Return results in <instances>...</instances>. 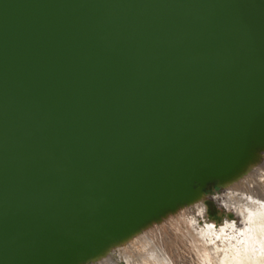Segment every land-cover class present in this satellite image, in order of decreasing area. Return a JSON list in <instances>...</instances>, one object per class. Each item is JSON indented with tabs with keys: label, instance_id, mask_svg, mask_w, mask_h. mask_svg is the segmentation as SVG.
<instances>
[{
	"label": "water",
	"instance_id": "water-1",
	"mask_svg": "<svg viewBox=\"0 0 264 264\" xmlns=\"http://www.w3.org/2000/svg\"><path fill=\"white\" fill-rule=\"evenodd\" d=\"M221 1L0 0V202L9 199L23 209L15 214L9 204L0 205V235L30 218L25 200L38 198L44 180L20 198L29 180L52 161L75 168L74 151L90 149L89 142H82L98 128L115 130L107 136L112 141L100 147L105 154L114 152L109 147L114 141L121 148L131 145L122 127L116 129L111 122L123 107L124 121L129 118L144 127L151 122L148 117H167L165 105L176 107L188 100L192 104L186 106L192 105L197 115L207 114L211 97L202 89L207 83L199 72L215 69L233 49L234 18L251 3L234 0L223 7L218 6ZM220 18L232 31L227 40L215 35L223 47L205 55L193 51L200 42L210 41ZM172 58L188 60L165 63ZM167 88L169 93L161 96L165 101H160ZM200 102L207 105L201 109ZM52 167L45 182L57 186L61 177ZM214 178L223 183L221 177ZM206 182L193 178L188 184L204 197L207 212L211 202L227 215L231 211L219 203L225 184H219L220 192L207 195ZM70 183L50 199L33 201L36 218ZM36 221L45 222L42 216ZM207 221L212 222L209 214Z\"/></svg>",
	"mask_w": 264,
	"mask_h": 264
},
{
	"label": "rangeland",
	"instance_id": "rangeland-1",
	"mask_svg": "<svg viewBox=\"0 0 264 264\" xmlns=\"http://www.w3.org/2000/svg\"><path fill=\"white\" fill-rule=\"evenodd\" d=\"M263 3L264 0H251L250 5L246 6V9L244 7L240 10L242 12H239L234 18L236 32L234 47L225 55L224 59H221L220 64L215 65L213 70L218 78L202 88L209 92L208 97H211V102L207 106V114L200 118L189 107L176 109L171 112L170 116L162 112L166 114L167 118H178L175 120L180 126L177 128L178 132L187 129L191 133L200 135L203 138L200 140L204 143L197 144L196 152L193 155L185 156L182 151L173 148L178 144L173 139L175 134L161 136L159 132L160 136L156 135L159 136L157 140L153 139L150 134L147 136L154 146L151 149L153 155L169 160L172 167L167 169L172 176L180 177L185 183H190L193 178L203 182L207 180L203 188L207 195H215L220 192L219 184H225L226 193L221 202L233 213L236 212L235 208L230 203L228 205L227 202L236 195L248 197L259 195L258 200L264 202ZM252 27L253 29H251ZM256 27L258 28L254 29ZM237 35H239L238 39ZM258 44L262 46L260 45V47ZM163 93H169V88L162 90L159 95V98L162 99L160 101H165L161 97ZM187 102L191 103V101ZM157 106L159 107V102ZM207 141L212 142L213 145L215 141V156L218 158H215L213 165L210 163L213 156L208 151ZM130 146L123 147L128 150ZM219 147L230 151L224 155L223 160ZM112 154L113 152L107 151L100 160L87 165L86 169L79 173L75 179L73 178L69 186L64 188V191L55 196L53 205H49L42 214H39L36 219L40 220L42 216L45 222H38L35 219L36 222L33 225L37 229L38 238L28 237V233L25 232L24 226L19 221L11 227H6L4 234L0 235V264H129L128 262L134 259L141 260L143 246L148 249L153 245L150 249L153 248L159 253L163 251L161 245H164V241H167L169 245L176 244L175 239L167 240L161 237L160 239L163 240L161 241L159 237L157 238L161 234L160 229L164 227L163 225L170 223L171 226L174 225L177 228L181 226L174 220L176 213L172 206L168 207L167 218L164 215H158L159 208L148 199L146 190L141 184L135 183L138 182V178L134 181L133 173L127 174L128 167L124 164L125 159L115 163ZM227 156L229 159H226ZM183 158H186L188 163L187 167L180 171L178 169L180 166L185 167L182 163ZM131 162L137 164L132 156L128 163ZM139 165L141 164L139 163L136 167L138 168ZM205 166L211 168L210 176L202 178L199 174H193L196 169L199 171ZM171 169L174 170L171 171ZM215 176L221 177L223 183L215 179ZM194 189H196L195 186ZM192 191L198 194V191ZM130 195L133 197L134 209H131ZM138 205L140 208L137 209ZM174 206L179 211L185 208L182 203ZM207 206V214H209V219L217 225H214L215 227L219 228L224 225L226 218L234 221L239 228L243 226L240 217L236 218L231 212H228L227 215L224 214L211 202H207ZM124 210H129V213L125 214ZM137 210L140 213L143 211V215H139ZM164 218L165 221H163ZM172 222L173 224H171ZM199 224L203 226L204 220H199ZM30 229L32 228L29 227ZM96 231L97 233H95ZM148 242L151 244L149 245ZM119 244L122 246H118ZM176 249L177 246H173V250ZM188 250L190 253L182 251L184 253L180 257L171 255L176 264H200L203 257L194 253L193 249L192 251ZM170 252L172 253V250ZM198 255L201 256V259ZM215 262V264H220L218 259Z\"/></svg>",
	"mask_w": 264,
	"mask_h": 264
},
{
	"label": "bare ground",
	"instance_id": "bare-ground-1",
	"mask_svg": "<svg viewBox=\"0 0 264 264\" xmlns=\"http://www.w3.org/2000/svg\"><path fill=\"white\" fill-rule=\"evenodd\" d=\"M235 1L239 2V0H235ZM235 1L234 0H222L221 5H218V6L227 7V6L232 5ZM259 6H260V4H259ZM259 9H262V8H259ZM222 21L223 20L221 18L216 21L215 25H216L217 29H215V32H214L212 38L210 39V41L209 42H207V41L200 42L193 51H195L199 54L202 53L201 55H205L210 51H215L216 47L220 48L224 44L222 39H224V40L229 39V37L232 33V31L230 30L231 27L228 26L229 28L227 30V27L226 28L223 27ZM256 21H257V18H256ZM254 24H255V26H257L256 23H254ZM249 25H250V23H249ZM259 25L260 24H258V26ZM209 27H210V25L208 26V28ZM250 27H251V25H250ZM260 27H261V25H260ZM257 28L258 27L254 28V29H257ZM251 29H253V27ZM258 31H257V33H258ZM245 33H247V32H245ZM255 33H256V31H255ZM262 33H264V32H262ZM216 34H221L220 36L222 39L221 38H215ZM217 37H219V36L217 35ZM261 37H262V34H261ZM255 38H256V36H255ZM262 38H264V36ZM260 40H261V38H260ZM245 45H246V43H245ZM259 49H261V48H259ZM255 50H257V49H255ZM262 50H263V48H262ZM248 55H251V54L248 53ZM187 60L188 59L177 60V58H172L168 61H165V63L168 64V63H172L174 61L185 63V62H187ZM191 62H193V61H191ZM248 63H249V61H248ZM262 67H264V66H262ZM225 69H226V67H225ZM255 70H257V69H255ZM214 73H215V71L212 68L203 67L202 71L199 72V75L202 76L203 79L206 80V83H212L213 81H215V79L218 78L215 76ZM188 101H190V100H188ZM186 103H187V105L192 104V103H188V102H186ZM186 103L184 105L183 104H177L176 107L175 106H169V105H165L164 107H166V109L169 108L168 109L169 111L167 112V114L170 116L172 114L171 112L176 111V109H181V108H183V106H184V108H186L187 107ZM200 103H201V106L204 104L207 105V102H200ZM190 107H191V111H194V108L192 107V105H190ZM201 109H203V106L201 107ZM123 110H125L124 107L119 112H116L114 114V117L111 119V122L116 129L122 127L121 134H123V137H127L126 139L128 142L131 143V146H130V149L127 150L126 148H123V150L121 151L122 148L119 146V143L117 141L116 142L114 141L113 144L109 145L110 149L114 151L112 155H113V158L115 159V163H117L118 160L120 161V160L125 159L124 164H126L128 167V169L126 170L127 174H130V172L133 173L134 181H136V179L138 178V182H135V183L141 184L143 189L146 190L148 199L152 202L153 205H156L159 208V210H157L158 211L157 214L158 215H164V217L167 218L166 215L169 212L168 207H169V205H171L172 208L174 209V212L176 213L175 219H174L175 222L180 223L181 226L183 227V229L181 226H180V228H179V226L177 228L176 226L174 227V225L171 226L170 223L163 225L164 227L162 229H160L161 234H159L157 236V238L159 237V239H160L162 237V239L166 238L167 240L175 239L177 241V243L169 245L167 241H164V245H161V248L163 251L162 252L160 251L159 253L156 252V250H154L153 248L150 249L153 245H151V247H149L148 249L145 246H143V254H141V256H140L141 260L140 259H137V260L134 259L133 261H130L128 263L129 264H171V263L176 264L175 260L173 259L174 257L172 258V256L180 257L182 255V253H184L182 251H188L189 252L188 249H190V251H192V249H193L194 253L196 252L203 257V259L200 261V264H215L216 259H218L220 264H264V202H262V200L261 201L258 200L259 195L257 197H254L253 195L248 197L246 195H236V193H235L236 196L233 198H230L229 201L227 202L228 205L230 203V204H232L233 208H235L236 212H234V214L236 215V218L240 217L241 220L243 221L242 227H240V228L237 227L235 222L232 220L225 221V224L220 226L219 228L215 227L214 226L215 224L213 222L208 223L207 221H205V218H207L208 214H207V208L204 204V202H205L204 197L199 192H198L199 196L196 192H193L190 189L189 184L183 182L180 179V177L172 176L171 172L167 169L168 167H172L169 164L170 163L169 160L167 158L161 159L160 157L153 155V153L151 152V149H153L154 146L151 143L149 144V141H148L146 135L150 134L153 139L157 140V139H159L160 135L161 136H169V134L171 133L170 135L173 136L172 133L175 134L176 136L174 135L173 139H175L178 142V144H176V146L173 148L176 150L182 151L183 155H185V156L193 155V153L196 152L195 150H196L197 144L198 143L201 144L200 142H202V144L204 143L202 140H200L203 138H201V136L197 135L196 133L189 132V130H187V129L186 130L182 129L183 131L178 132L177 128L180 126L177 125V122H175V120H177L178 118L163 117V118H160V120H151V118L148 117L149 122L150 121L151 122H150V124H148V126L144 127L141 125V123L133 121L132 119H129V118L124 121L125 118H122V113L124 112ZM182 111L184 112V110H182ZM183 112H181V113L183 114ZM197 116L198 117L200 116V118H202V116L200 114H198ZM120 120H122V122ZM125 122H126V124H125ZM124 124L126 126L123 127ZM98 126H100V125H98ZM181 127L184 128L182 125H181ZM100 130L101 129L98 128L94 132L93 135H89L86 138L87 140L82 142V144H86L89 142L90 146H91L90 149L85 151V153L79 152L80 150L74 151V157H75L74 162H76L75 168H72L71 166L70 167H64L67 164L66 163L62 164L60 161H58V162L52 161L44 170H42V171L38 172L36 175H34V177L32 179H30L29 182L26 184V186L19 192L20 194L18 193L19 194L18 196L20 198H23L24 197L23 192L25 190L33 189L31 187L36 182L44 180V182H42L40 184L38 198H34V196H33L30 201L25 200V203H24L25 204V210L30 215V218L28 219V221L23 222L24 230L26 233H28V235H29L28 237L38 238L37 229H35V227L33 225L34 222H36L35 221V219H36L35 211L32 207V206H34L33 201H35V200H39V201L41 200L42 201L43 199H50L52 193L54 191H57L61 187V185L69 184L71 182V180L77 176L76 175L77 173H82L86 169L85 163L87 161H89V158L94 160V161H96V160L98 161L103 156H105L104 151L100 147L102 144L108 145L112 141L113 138L110 140V139H107V136L108 135L111 136L110 133H114L115 130L112 127L111 128L110 127L104 128L101 132H100ZM129 130L131 132H129ZM159 132L161 133L160 135L158 134ZM157 134L159 136H156ZM210 141H207V144H208L207 147H209L208 151L213 156L212 157L213 160L210 161L211 165H213V164H215V158H218V156H215V141H214V145L211 144L212 142H210ZM218 149L220 150V153L222 154V160H223V158H225L224 155L227 152L230 153V151H226L225 149H222L220 147ZM125 152H126V155H124ZM236 152L238 153V151H236ZM184 153H186L187 155ZM64 154H67V153L65 152ZM131 156L134 158L135 161H137V164H135L133 162L128 163ZM183 159H184V161H182V163L185 165V167L183 168L182 166H180V168H178L180 171H182V169H185L187 167V163H188L187 159L186 158H183ZM220 159H221V157H220ZM226 159H229V156H227ZM63 161H66V159H63ZM87 163H90V162H87ZM139 163L141 165H139V167L137 168L136 166ZM54 165L58 168V169H56V171L59 170L58 176L61 177V181H60L59 185H57V186H54V183L45 182L46 178L48 177L47 173L53 168L52 166H54ZM252 168H254V167H252ZM172 170H174V169H171V171ZM210 170H211V168H207V166H205V168L203 167V169H200L199 171L196 169V171H194L193 174H195V175L199 174V176H202V178H204V177L206 178V177L210 176V172L212 171V170L211 171ZM66 175H67V179H65ZM180 175L182 176L181 173H180ZM138 190H139V188H138ZM187 190L192 191L193 193L192 192L189 193V191H188V194H186ZM132 198H133L132 195H130L131 207H132L131 209H134ZM221 199L222 198H219V203L223 204L221 202ZM173 201L175 202V204ZM179 203L180 204L182 203L185 207L181 211H179V209L175 208L176 206H174L176 204L178 206ZM2 204H9L11 211L15 212V214H17L18 212H23L22 207H20L19 210L16 209V205H14L12 202H10L9 199H3V201L0 202V205H2ZM161 204H162V206H159ZM17 205H19V204H17ZM187 206L189 207L188 209H187ZM224 206L227 208V210L230 211L229 207H227L226 205H224ZM138 208H140L139 205L137 206V209ZM135 211H136V209H135ZM127 212L129 213V210H124L125 214ZM142 212L143 211H141V213H140L137 210V213L139 215H143ZM165 218L163 219V221L166 220ZM179 219H181V220H179ZM201 219L204 220L203 226L199 224V220H201ZM172 220L173 219H171V221ZM174 220H173V222H174ZM9 222H10V220H9ZM168 222H170V221H168ZM168 222H166V223H168ZM173 222L171 224H173ZM150 224H151V222H150ZM29 227H31L32 229L29 230ZM95 233H97V231ZM152 235H153V233H152ZM147 238H149V236H147ZM150 239H152V238H150ZM161 241H163V240H161ZM151 242H152V240H151ZM181 242H183V243H181ZM144 244H146V243H144ZM150 244L151 243H149V245ZM152 244H154V243H152ZM179 244H181V245H179ZM155 245H156V243H155ZM157 245H158V243H157ZM118 246L121 247L122 244H119ZM173 246H177V249L175 251L173 250ZM170 250H172L173 254L170 252ZM186 255H188V253ZM200 255H198V256H200ZM201 256H200V259H201ZM131 258H133V257H131Z\"/></svg>",
	"mask_w": 264,
	"mask_h": 264
}]
</instances>
